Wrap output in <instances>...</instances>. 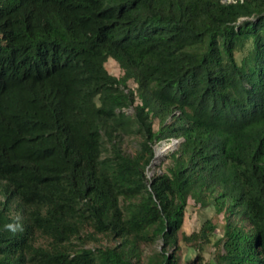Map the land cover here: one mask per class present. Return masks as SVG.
I'll return each instance as SVG.
<instances>
[{
	"label": "trees",
	"instance_id": "obj_1",
	"mask_svg": "<svg viewBox=\"0 0 264 264\" xmlns=\"http://www.w3.org/2000/svg\"><path fill=\"white\" fill-rule=\"evenodd\" d=\"M190 201L215 217L187 234ZM182 244L264 264V0H0V264H181Z\"/></svg>",
	"mask_w": 264,
	"mask_h": 264
},
{
	"label": "rangeland",
	"instance_id": "obj_2",
	"mask_svg": "<svg viewBox=\"0 0 264 264\" xmlns=\"http://www.w3.org/2000/svg\"><path fill=\"white\" fill-rule=\"evenodd\" d=\"M232 1L234 0H227V2H232ZM107 68L110 71V73L113 74L114 76L119 77L121 75V70L115 61L110 60L107 64ZM132 111L133 110H128L127 112L132 113ZM180 142H181L180 140L173 139L170 141L161 142L154 146L155 158L147 172V177L149 179H151L156 173H161L164 171L165 167L169 164V160L167 159V156L178 149ZM128 146L130 150H132V148L135 147V145L132 142H129ZM160 151H162L161 154L158 153ZM207 217L209 218L215 217V211L213 208L202 209L200 206H197L193 201H190L182 232L190 234L193 231L198 230L203 220ZM215 221L217 222L219 227L218 231L216 232V238H220L222 236L221 231L225 223L223 220V216L217 217ZM182 255L183 258L181 264H189V261L195 257V252L193 249L185 247L182 244ZM206 257L212 261V264H214L211 254H207Z\"/></svg>",
	"mask_w": 264,
	"mask_h": 264
},
{
	"label": "clouds",
	"instance_id": "obj_3",
	"mask_svg": "<svg viewBox=\"0 0 264 264\" xmlns=\"http://www.w3.org/2000/svg\"><path fill=\"white\" fill-rule=\"evenodd\" d=\"M227 1V0H226ZM236 0H234V1H232V2H235ZM171 140H173V139H171ZM177 140V139H176ZM167 141H170V140H167ZM181 141V140H180ZM164 142V141H163ZM180 145V144H179ZM17 225H14V224H8V225H6V228L8 229V230H10V231H12V232H15V231H17Z\"/></svg>",
	"mask_w": 264,
	"mask_h": 264
},
{
	"label": "bare ground",
	"instance_id": "obj_4",
	"mask_svg": "<svg viewBox=\"0 0 264 264\" xmlns=\"http://www.w3.org/2000/svg\"><path fill=\"white\" fill-rule=\"evenodd\" d=\"M159 154H161L162 153V151H160V152H158Z\"/></svg>",
	"mask_w": 264,
	"mask_h": 264
}]
</instances>
